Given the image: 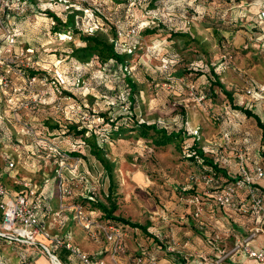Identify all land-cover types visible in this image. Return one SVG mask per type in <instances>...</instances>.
I'll use <instances>...</instances> for the list:
<instances>
[{"label":"rangeland","instance_id":"374dc122","mask_svg":"<svg viewBox=\"0 0 264 264\" xmlns=\"http://www.w3.org/2000/svg\"><path fill=\"white\" fill-rule=\"evenodd\" d=\"M259 1L264 0H158L156 6L160 13L153 15V21L151 19L147 26L148 29L156 28V32L143 31V49L137 50L138 52L129 58L130 64L136 66L134 80L137 87L144 90V99L140 97V92H135L133 111L138 118L166 126L168 131L198 126V144L212 150L215 158H219L221 162H226L227 164H223L227 165L225 168L233 176L239 167L253 168L254 160H259L264 167L261 129L253 118L233 109L222 91L211 86L210 82H213L215 77L220 79L226 89L232 92L235 102L243 106H247L250 98L246 92L249 81L264 84V74L261 76V72L257 74L250 71L255 66L264 64V53H259L256 47L252 46L243 48L248 32L244 25L253 16L254 10L256 12L254 6L258 7ZM78 4L82 11L78 16L81 17L86 15L82 8L93 4H102L103 11L108 16L117 15L123 25L132 22L125 20L129 6L132 7L135 18L142 17L141 0H81ZM56 8L62 9L60 4ZM36 18L29 11L24 18L17 21L23 24L22 41L37 47L41 56L45 52L64 54L63 52L69 50L73 44L79 46L83 43L79 34H76L73 41H58L52 37V41L47 42L48 38L42 29L49 19H44L45 16L41 14ZM171 28L181 29V32H173ZM157 40H166L167 46L159 54L152 55L151 51H146L145 48L154 42L157 44ZM165 57L173 62L172 76L169 77L159 70ZM142 60L146 61L145 66L148 69L139 63ZM84 70L80 83L83 89L81 92L75 91L76 97H65L67 94L61 95L52 91L53 95L56 94L53 96L56 101L51 99L46 104L47 108L41 107L44 117L39 116L37 124L32 126L36 133L21 132L22 124L8 117L6 106L0 100V111L3 113L0 119V169L18 178H30L38 185L48 184L54 188V202L57 204L59 191L56 176L60 164L59 154L69 152L70 158L65 164H75L78 158L81 161V164L77 165L76 172L79 175L75 180L80 181V177L83 179L79 184L74 180L73 184L76 196L85 192L81 191L80 183L89 184L93 186L90 187V192H94L101 201H106L109 181L103 178L101 164L89 153L88 146L80 143L81 136L76 134V130L81 128L94 130L99 137L105 138L108 156L115 161V213L131 222L145 224L154 210L169 209L167 204L172 200L171 193L179 191L175 186L184 187L189 182L188 172L193 166L188 164L183 156L185 143L177 141L164 147H155L145 139L136 138L134 133L111 137L112 128L116 129L120 125L130 126L127 118L121 115L123 109L120 105H113V109L108 108L112 106L108 97L114 96L123 86V71L115 65H95L85 67ZM200 74H205L206 77ZM173 78L177 80L172 81ZM191 81L199 82V88L195 89L193 94H190L189 89ZM200 94H206V98L198 103L196 96ZM103 116L112 118L113 123L107 122ZM42 122L50 132L41 127ZM195 124L196 126H193ZM64 125L67 127L63 129V133L60 129ZM70 125H74L76 129L70 128ZM104 134L109 137H104ZM72 151H77L80 155L76 156ZM224 159L226 161H223ZM9 162L14 166L10 167ZM140 170L143 177L140 180L134 179L132 171ZM62 171L64 176L72 177L67 168ZM8 178L11 180L13 177ZM80 198L82 201L87 200V197ZM79 200L78 198L76 203L80 202ZM187 207V203L183 201L181 209ZM213 207L215 214L219 213L221 216V209ZM182 213L185 216L174 217L173 224L186 225L182 220L191 213ZM247 235L248 232L241 234L240 241ZM261 236H264V233L256 236L249 245L255 249L257 244L264 245V241H260ZM204 243L209 246L206 241ZM215 244L216 247L209 246V251L204 252L201 257L196 255L199 248H181L185 262L167 257L170 262L165 264H234L232 258L237 259V255L241 254L232 253L236 239L231 234H226L224 241L217 239ZM167 247L166 252H172L170 244H167ZM24 248L0 238V264H20V252ZM159 259L161 258L156 256L153 264H158ZM27 260L24 264H31L29 259ZM49 260L51 262L50 256ZM252 260L255 264H260Z\"/></svg>","mask_w":264,"mask_h":264},{"label":"built area","instance_id":"2783aa9c","mask_svg":"<svg viewBox=\"0 0 264 264\" xmlns=\"http://www.w3.org/2000/svg\"><path fill=\"white\" fill-rule=\"evenodd\" d=\"M40 3L45 0H36ZM48 2H54L64 5L65 8L75 7L80 10L78 2L81 0H46ZM78 1V2H77ZM9 0H0V94L2 96V102H4L7 112L18 123L22 124L21 132L24 134L36 133V129L29 126L26 122L22 121L24 116H29L37 108H40L52 101H56L53 98L56 94H52V91L57 89V86L65 84L64 74L57 68L58 63L62 60L58 59L53 66L45 67L46 75L39 77L37 74H29V69H33L36 62L33 59V55L36 53L33 48L23 47L17 45V38L21 32L9 29L4 21V14L8 9ZM92 7L98 8L103 11L102 4L89 5L82 10L86 15L75 16V27L79 30L91 34L96 30H104L103 24L99 21V18L94 14ZM18 10L23 9L22 6L17 7ZM104 12V11H103ZM261 18L264 20V8L260 10ZM105 17L110 18L113 16L114 24L117 25L116 36L111 38V41L115 43L120 50L133 53L136 50L143 49V40L139 35L140 29L147 27L148 23H140L138 26L129 25L126 28L120 27L118 24L120 20L117 15H107ZM53 25L54 22L51 21ZM264 36V33L260 36L250 35L249 42L257 43ZM57 38L59 41H71L73 39V33L70 30L58 32ZM157 48V44L146 46V51H153ZM90 63H86L89 65ZM169 61L165 57L162 60L161 69L168 68ZM80 66V65H77ZM129 72V71H128ZM81 77H78L74 81L75 86H81ZM190 94L195 91V86L191 84L189 86ZM246 92L250 96V100L247 105L253 106L260 102L264 106V84L251 81L246 86ZM56 93V91L54 92ZM68 97V96H65ZM198 103H201L205 99L204 94L196 96ZM113 104L114 101H109ZM125 111L127 106L120 105ZM3 117V113L0 111V118ZM198 127H188V131L200 138ZM264 148V147H263ZM60 164L57 170V187L59 191V197H73L75 190L73 184H68L66 176L63 175V168H67L73 178L78 177L77 165L81 164L78 158L75 164L67 165V161L70 156L67 153L59 154ZM217 161H221L217 158ZM223 161H226L224 159ZM226 163V162H222ZM9 166L14 164L9 162ZM189 180L198 181L204 184L205 188L211 187L214 182V176L211 174L201 175H189ZM264 178V167L260 164H255L252 169H247L245 166L240 167L238 176L235 180L228 184L221 191L205 193L211 198L213 206L219 207L226 214V217L236 223H240L248 235L243 240H237L235 245V252H241V254L254 259L260 264H264V247L252 248L249 245V240L255 237L257 234L264 232V187L257 185L255 179ZM20 184L24 190L12 195L6 188L3 181L0 179V211H2V222L0 225V235L4 236L18 244L26 245V248L42 249L48 256L51 257V261L57 260L56 256L52 253L57 248L67 249L72 256H74L80 264H107L103 257H93L90 254L80 250L77 246L73 245L70 241L51 235L40 223L38 209L40 208V191L39 185L32 181H21ZM88 200H94L95 193L90 192ZM189 207H191V215L197 222L198 226H208L206 219L203 218L204 206L207 201H202L198 197H188L184 200ZM83 203H76L74 205L73 219L77 225L82 226L84 229H90L92 227V221L87 215ZM210 219H214V216H210ZM105 233L106 239L112 243L111 252H125L126 247L123 241L125 230L122 226L116 224L99 226ZM206 242L209 246L216 247V237L212 235L206 236ZM28 252V251H27ZM32 253L33 252H29ZM25 257V254H23ZM155 259L146 258L143 256H135L132 260V264H153ZM220 263V262H219Z\"/></svg>","mask_w":264,"mask_h":264},{"label":"trees","instance_id":"16d2710c","mask_svg":"<svg viewBox=\"0 0 264 264\" xmlns=\"http://www.w3.org/2000/svg\"><path fill=\"white\" fill-rule=\"evenodd\" d=\"M112 1V0H111ZM156 1L158 0H141V10H142V17L141 18H135L134 13L132 12V7H128V12L125 14V20L126 22H130L127 25H123L122 23H119L118 25L122 28H126L129 25L138 26L143 21H146L147 23L150 22L152 19L153 21V15H158L160 13L156 6ZM140 2V1H139ZM262 2V3H261ZM113 3V2H112ZM114 4V3H113ZM59 5L58 3L54 2H43L40 3L36 0H9L8 2V9L6 13L4 14V20H8L5 22L9 29L14 31H19L21 34H19L17 38V42H19V46H23L25 48L30 47L35 50V54L33 55V59L35 60L36 64L33 69H29V74H37L39 77H42L46 75V71L44 70L45 67H52L53 63H55L58 59L62 60L60 63H58L57 68L64 74L65 76V84L57 86V93L61 95H66L69 97H76L75 91L81 92L83 89L82 86H75L74 81L76 78L81 77L83 71H85V67L90 66H109V65H115L119 66L120 70L123 71V86L121 88V91H119L111 97H108L109 101H114L113 104H110L112 106H108L109 109H113L115 105H121L124 104L127 106V109L125 111L121 110V115H124L127 118L128 123H130V126L126 127L123 125L117 126L116 129L112 128L110 131L111 137H122L126 133H134V136L136 138H142L145 139L147 142L152 144L155 147H164L166 145L175 143L177 141H183L185 144L183 146V156L188 164L191 166V170H189L188 174L190 175H201V174H211L214 176L215 182L211 187H208L212 192L221 191L223 188H225L228 184L232 183L235 178L238 176V170H236V174L233 176L230 171L225 168L227 165L223 164L221 161H217V158H215V154L212 150H209L206 147L200 146L198 144V141L200 138H197L195 135L191 134L188 131V127H184V130H172L168 131L166 126H160L156 122H149L146 120H143L142 118H138L136 112L133 111V106L135 103V92H140V97L144 99V90L137 87V82L134 80V70L136 66H133L129 62V58L132 57L134 54H136L138 51H134L133 53H127L115 45L113 41H111V38H114L116 36V29L117 25L114 24V18L113 16H110V18H106L105 14L102 10L92 7V10L97 18H99V21L103 24L104 30H96L95 32L91 34H87L81 30H79L77 27H75V16L78 13H81V10L76 9L75 7H68L65 8L64 5H61L62 9L56 8V6ZM22 6L23 9L18 10L17 7ZM256 8V12L254 10L253 16L249 19L246 25H244V28L248 30L247 32V38H246V45L243 46V48L247 49L250 46L256 47L257 50L263 51L264 53V36L261 37L259 42L257 43H251L249 42V36L255 35L260 36L264 33V20L261 18L260 10L264 8V1L258 2V7ZM52 9V11H51ZM31 12V15L35 18L38 14L44 15V19H49V26L45 29V35L47 36L48 40L47 42L52 41V37H54L56 40L57 33L70 30L73 33V41L76 34H79L82 40V44L79 46L70 47L69 50L64 51V54H58L57 52H45L43 53V56L40 55V50L35 47L31 43H25L22 41L24 28L22 25H20L19 20L20 18H24L25 14L27 12ZM20 16V17H19ZM29 17V15L27 16ZM131 17V18H130ZM244 17V16H241ZM37 19V18H36ZM39 19V18H38ZM120 20V19H119ZM51 21L54 22V24H51ZM125 24V23H124ZM242 25V24H241ZM146 33H155L156 28L148 29L147 27H143L139 31V35L142 38L144 32ZM171 31L173 32H181V29L178 28H171ZM181 34V33H180ZM171 36L173 34H170ZM188 36V34H187ZM190 36V35H189ZM59 41V40H58ZM166 40H157V48L151 51L153 54H159L162 49H166L167 44L165 43ZM70 43V42H69ZM155 43V42H154ZM71 44V43H70ZM46 51V50H43ZM42 51V52H43ZM37 52L39 54H37ZM166 55V54H164ZM168 59V58H167ZM172 59L169 58V64L167 69H161L159 68L160 72L167 74L168 77L172 76V68H173V62ZM78 61L79 63H76ZM68 62V65H67ZM89 65H86L85 63H90ZM143 67H146L148 69L146 61L139 62ZM80 66H77V65ZM83 64V65H82ZM196 70L198 68H195ZM129 71V72H128ZM201 76H205V74H200ZM175 76V75H174ZM173 76V77H174ZM214 76V74H213ZM215 77V76H214ZM177 80V79H174ZM193 84L198 90L199 88V82L197 81H191L189 82ZM250 84V81H249ZM210 85L215 87H218L222 93L225 95V97L228 99L231 107L235 110H238L242 112L246 117L253 118L257 124V126L261 129V140L263 146L261 148L264 150V121L262 122L260 118L257 116L255 112H253L252 107L254 106H243L239 105L235 102V98L233 97V94L231 91L227 90L224 83L221 82L220 79L214 78L213 82H210ZM199 92L202 93V90ZM119 93V94H118ZM205 98H206V94ZM2 100V98L0 99ZM250 98L248 99V101ZM114 105V106H113ZM45 106V107H44ZM44 108H47L48 106L44 105ZM117 107V106H115ZM42 108H37L32 114L29 116H24L22 118L23 122H26L29 126L36 125V121L39 116L44 117ZM120 115V114H119ZM8 117L12 118L10 116V113L8 112ZM7 117V118H8ZM106 117L107 122L113 123V119ZM118 119L117 117H115ZM1 119V118H0ZM13 119V118H12ZM69 119V118H68ZM43 126H41L45 131L50 132L49 128L44 125V122H42ZM36 127V126H35ZM63 128L60 129L64 133L67 126H62ZM114 127V126H113ZM70 128L76 129L74 125H70ZM76 134L81 136L80 143L87 145L89 148V153L101 164L103 168V178H107L109 181L108 186V192L106 193V201H101L98 199V197H95L94 200H85L84 205L90 207H97L104 212V219L106 225L109 224H116L119 226H122L123 230L127 231L131 227H137L144 231V233L150 237H156L153 233L149 232L147 230V227L150 226V222H147L146 224H142L139 222H131L130 220L118 215H115V211L117 210L116 201L113 198V195L116 193L115 190V174H114V168H115V161L111 160V158L108 156V149L107 144L105 143V138L99 137V135L91 129L88 128H81L80 130H76ZM108 134H104V137H107ZM109 137V136H108ZM101 141H100V139ZM81 145V144H80ZM74 155L78 156L80 155L77 151H72ZM67 154L70 156L69 152ZM260 164L259 160H254V164ZM262 165V164H260ZM257 185H260L257 183ZM264 187V186H262ZM205 186L203 183L198 181H191L186 183L184 187L175 186V189L178 191L176 194L177 198L180 201H184L185 198L188 197H198L202 201H210L211 198L204 194ZM182 189V190H181ZM174 192V191H173ZM82 203V202H81ZM89 207V208H90ZM0 225L2 222V211H0ZM191 215V214H190ZM192 216V215H191ZM193 221L196 223L195 219L192 216ZM0 238L4 241L10 243V244H18L4 236L0 235ZM20 246H24L25 248L22 249L20 252V264H24L25 262L32 261V253L27 252L26 245L18 244ZM22 248V247H21ZM64 252L65 256L69 261H75V257L71 255V253L61 247L55 249L52 253L56 256L57 259H59L63 264H66L67 260L63 254ZM27 256L26 258L24 255ZM146 258L150 259H156V254L154 252H149L148 250L141 251L140 255ZM180 261L184 263L185 261L183 258ZM77 260V259H76ZM80 264V263H79Z\"/></svg>","mask_w":264,"mask_h":264},{"label":"crops","instance_id":"0c3cea01","mask_svg":"<svg viewBox=\"0 0 264 264\" xmlns=\"http://www.w3.org/2000/svg\"><path fill=\"white\" fill-rule=\"evenodd\" d=\"M20 25L23 26L22 23ZM48 26L49 22L48 24H46L44 29H42V31L44 32ZM244 45H246V43ZM258 52L262 53L263 51L258 50ZM250 71H253L257 74L258 72H261L260 74L262 76V74H264V64H261L260 67L255 66V68ZM252 109L253 112H255L260 118V120L263 122V104L258 102L252 107ZM193 126H196V124ZM250 169H252V167ZM132 174L133 178L136 180H140L141 177H143L141 170L132 171ZM8 177L13 178L10 180ZM0 179L3 181L6 188L12 195H15L16 193H19L24 190L23 186L20 184L21 181H32L30 178H18L15 175L7 174V172L3 171L2 169H0ZM80 179L82 180L83 177H80ZM74 180L75 178L71 176L66 177V181L68 184H74ZM75 181H77L78 184L80 182L79 180ZM255 181L256 183H259L260 185L264 186V180H262V178L255 179ZM90 187L93 188V186H90L89 184L83 185L82 183H80L81 191L85 192L80 193L79 196H76L75 193L73 197H64L63 199L59 197V200L56 204L54 202V188H52L48 184L39 185V220L43 227L48 230L51 235L62 237L63 239L70 241L80 250L90 254L93 257L105 258L107 264H132L133 258L135 256L140 255L141 251L143 250L154 252L158 258H161L157 262L158 264H165L168 261L170 262L168 258L172 260H181L179 258L184 257L182 256V249L185 247H187L188 249L190 247L199 248V251H197L196 255L201 257L204 255V252H208L210 248L204 243L206 241V236L212 235L213 237L224 241L226 239V234H231V236H234V239H236L237 241L240 240L239 238L241 234L247 233L246 229L243 226L231 222V219L229 220L226 217L224 211L221 210V216H219V213L215 214L213 204H211V200L207 201V203L205 204L203 214V218L206 219L205 221L206 223H208V226H198L197 222L195 223L192 219V216L189 214L191 211V207L188 206L186 209L182 210L181 204L183 203V201H180L177 198L176 194L172 192V200H170V202H168L167 204L169 209H156L153 211V215L149 216L148 218L151 225L147 227V230L153 233L156 239L154 237L146 235L144 231L140 228L131 227L129 230L125 231L123 237L126 251L116 252L115 254H112V243L106 239L104 231L99 228V226L106 225L104 219V212H102L101 209L95 206L90 207V205V208L88 206L85 207V211L92 221V227L88 230L84 229L82 226H78L73 219L74 205L76 204L77 199H80V203H84V201H82L80 197H87L89 195L87 188ZM203 192L204 194H210V192L212 191L208 188H204ZM182 211L190 215L188 217L186 216L185 220H182V223H186V225L178 226L176 224H173L172 220L175 219L174 217L180 216V218H182L185 216ZM115 215L118 214L115 213ZM211 215L214 216V219H210ZM167 226L169 228H167ZM232 230L235 232H232ZM259 234H257L256 236H258ZM220 236L222 239L220 238ZM255 237L250 239L248 242L253 240ZM231 241H233V237ZM260 241H264V236H261ZM167 244H170V249L172 250V252H166L168 248ZM260 247H264V245L257 244V248ZM27 249H29L27 251L33 252V259L31 261V264H53L52 261L50 262L48 254L45 253L42 249ZM61 254L65 256L64 252H62ZM65 258L67 260L66 264H79L76 258H74L75 261H69L66 256ZM232 259L234 260V264H246L247 262L254 263L252 258H249L243 254H238L237 259L235 257ZM57 260L60 264H63L59 259Z\"/></svg>","mask_w":264,"mask_h":264},{"label":"bare ground","instance_id":"6f19581e","mask_svg":"<svg viewBox=\"0 0 264 264\" xmlns=\"http://www.w3.org/2000/svg\"><path fill=\"white\" fill-rule=\"evenodd\" d=\"M54 264H60V263L58 262V260H55V261H54Z\"/></svg>","mask_w":264,"mask_h":264}]
</instances>
